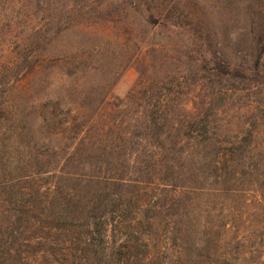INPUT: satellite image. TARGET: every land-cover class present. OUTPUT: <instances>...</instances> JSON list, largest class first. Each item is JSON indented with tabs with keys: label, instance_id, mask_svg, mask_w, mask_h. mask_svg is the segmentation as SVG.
<instances>
[{
	"label": "rangeland",
	"instance_id": "obj_1",
	"mask_svg": "<svg viewBox=\"0 0 264 264\" xmlns=\"http://www.w3.org/2000/svg\"><path fill=\"white\" fill-rule=\"evenodd\" d=\"M6 1L21 11L23 34L40 28L54 35L36 69L7 94L6 107L16 110L11 131L23 122L28 137L41 138L43 104L80 109L84 117L127 98L133 89V105L160 99L187 109L217 106V143L199 147L187 166L180 246L174 247L161 228L145 246L139 229H146L136 223L130 233H118L115 251L123 254L114 259L120 264H262L264 87L220 89L214 71L200 65L203 58L217 67L223 49L233 59L249 50V0ZM144 3L168 19V30L148 21ZM8 136L15 138L3 137ZM226 138L234 149L227 151ZM53 143L61 145L57 137Z\"/></svg>",
	"mask_w": 264,
	"mask_h": 264
},
{
	"label": "trees",
	"instance_id": "obj_2",
	"mask_svg": "<svg viewBox=\"0 0 264 264\" xmlns=\"http://www.w3.org/2000/svg\"><path fill=\"white\" fill-rule=\"evenodd\" d=\"M249 4V50L235 59L219 51L225 57L217 55V67L201 59L220 89L264 87V0ZM144 5L148 21L168 30V19ZM20 13L0 0V264H120L118 233L136 223L146 229H139L145 246L158 228L180 246L187 166L199 147L217 143V106L187 109L160 99L133 105V89L84 117L80 109L43 104L41 138L28 137L21 119L11 131L16 110L6 107L7 94L36 69L54 37L40 28L23 34ZM226 141L227 151L235 148Z\"/></svg>",
	"mask_w": 264,
	"mask_h": 264
},
{
	"label": "built area",
	"instance_id": "obj_3",
	"mask_svg": "<svg viewBox=\"0 0 264 264\" xmlns=\"http://www.w3.org/2000/svg\"><path fill=\"white\" fill-rule=\"evenodd\" d=\"M262 264H264V262Z\"/></svg>",
	"mask_w": 264,
	"mask_h": 264
}]
</instances>
